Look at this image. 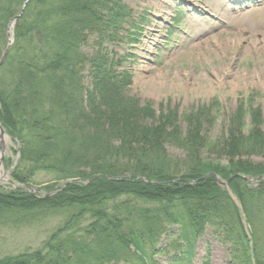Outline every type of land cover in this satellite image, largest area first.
Segmentation results:
<instances>
[{"label":"trees","instance_id":"obj_1","mask_svg":"<svg viewBox=\"0 0 264 264\" xmlns=\"http://www.w3.org/2000/svg\"><path fill=\"white\" fill-rule=\"evenodd\" d=\"M23 4L0 0V56ZM132 27L139 28L124 0H31L17 20L0 66V120L21 144L11 177L29 185L44 172L46 192L61 189L38 196L0 188V218L42 219L46 211L69 218L40 248L0 264H158L159 253L170 264H194L208 228L227 246L228 264H264L261 108L241 100L220 138L210 134L206 105L182 121L177 108L143 121L155 111L128 94L132 74L113 49L139 39ZM212 172L229 180L241 207L215 176L204 177ZM210 256L208 244L202 264Z\"/></svg>","mask_w":264,"mask_h":264},{"label":"rangeland","instance_id":"obj_2","mask_svg":"<svg viewBox=\"0 0 264 264\" xmlns=\"http://www.w3.org/2000/svg\"><path fill=\"white\" fill-rule=\"evenodd\" d=\"M124 1L133 9V24L139 28L131 29L139 39L117 43L113 49L124 58L122 68L132 74L128 94L155 111L154 117L144 116L143 121L156 122L168 108H177L182 121L184 114L206 105L214 115L210 134L220 138L241 100L260 107L264 118V0ZM246 122L249 125V117ZM15 149V143L8 142L4 170L15 160ZM167 149L184 156L173 145ZM205 156L226 161L214 152ZM49 180L50 175L41 172L29 185L47 193L44 186ZM11 185L4 182L0 187ZM41 218L36 214L0 218V257L40 248L69 214L46 211ZM207 244L212 248L211 264H227L226 247L213 239L210 230L198 239L194 264H201ZM168 258V253L156 255L158 264H170Z\"/></svg>","mask_w":264,"mask_h":264},{"label":"water","instance_id":"obj_3","mask_svg":"<svg viewBox=\"0 0 264 264\" xmlns=\"http://www.w3.org/2000/svg\"><path fill=\"white\" fill-rule=\"evenodd\" d=\"M30 0H25V3L23 5V8L20 12L19 15L13 17L10 21H9V25H8V32H7V36H8V44H7V47L5 48L1 58H0V65L3 63L6 55H7V52H8V49H9V46L12 44L13 42V39H14V26H15V23H16V20L22 15L23 13V10L25 8V6L27 5V3L29 2ZM12 140V137L11 135H9V133L5 130L4 126L2 125L1 121H0V169L3 171V174L2 175H7L9 173V171L12 169L10 168L9 171H6L4 170L3 168V161H4V153H5V150H6V146H7V142L11 141ZM17 158L19 157V153H20V145L18 143V148H17ZM17 158H16V161L15 163H17ZM208 175V174H207ZM214 176H216L220 182H222V180L220 179L219 176H217L216 174H213ZM1 181H5V182H12L11 178L10 177H6V178H3V176H0V183ZM228 182H225V184L227 185ZM35 190V189H34ZM36 191V190H35ZM234 197V196H233ZM234 199L236 200V198L234 197Z\"/></svg>","mask_w":264,"mask_h":264},{"label":"bare ground","instance_id":"obj_4","mask_svg":"<svg viewBox=\"0 0 264 264\" xmlns=\"http://www.w3.org/2000/svg\"><path fill=\"white\" fill-rule=\"evenodd\" d=\"M0 175H1V173H0Z\"/></svg>","mask_w":264,"mask_h":264}]
</instances>
